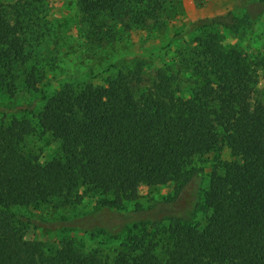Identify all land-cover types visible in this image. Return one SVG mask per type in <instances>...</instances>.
I'll return each instance as SVG.
<instances>
[{
	"label": "trees",
	"instance_id": "obj_1",
	"mask_svg": "<svg viewBox=\"0 0 264 264\" xmlns=\"http://www.w3.org/2000/svg\"><path fill=\"white\" fill-rule=\"evenodd\" d=\"M41 2L0 7L1 91L13 94L21 77L34 86L33 48L51 29L33 22ZM75 2L78 28L96 46L133 28L152 31L162 11L161 0ZM217 18L200 19L194 44L157 68L149 85L141 84L139 63L104 85L66 82L45 96L37 123L59 141L46 161L21 148L36 131L30 118L0 122V264H264V102H250L264 78V54L223 43ZM223 145L233 159L215 156L200 200L189 213L175 208L202 172L194 160ZM170 182V195L147 208L139 202V184ZM86 197L96 199L90 214L102 221L80 215L63 229L98 230L116 242L114 256L84 250L73 236L54 252L24 238L14 208L69 209ZM196 212L205 214L203 224L192 220Z\"/></svg>",
	"mask_w": 264,
	"mask_h": 264
},
{
	"label": "rangeland",
	"instance_id": "obj_2",
	"mask_svg": "<svg viewBox=\"0 0 264 264\" xmlns=\"http://www.w3.org/2000/svg\"><path fill=\"white\" fill-rule=\"evenodd\" d=\"M18 0H0V7L10 8ZM162 11L155 29L133 28L125 32L110 45H89L82 36L78 21L80 11L75 0H42L39 10L32 14L35 25L51 27L50 34L33 48L32 63H36L34 86L28 87L27 79L17 80L13 94L0 90V122H9L13 116L30 118L36 131L27 135L21 148L40 161H46L59 151V141L42 131L37 123V115L42 108L45 96H50L60 85L70 82L80 85L92 82L96 86L106 83L118 71H127L142 64L143 81L149 85L157 68L178 59V52L194 44L201 31L200 19L216 17L212 23L222 34L225 44L238 43L247 52L264 54V0H161ZM12 9V8H11ZM16 10H12V15ZM29 18V16H28ZM46 24V25H45ZM236 24L238 25L236 27ZM263 74V73H261ZM264 102V78H260L250 102ZM16 106L25 107L13 111ZM7 109V113L4 109ZM215 156L222 160H232L229 149L210 150L194 160V166L201 168L194 180L184 189L175 208L186 209L200 200L203 189L208 185ZM174 182L162 186L139 184V202L144 208L155 204L173 192ZM132 203L127 206L131 207ZM96 199L86 197L82 204L69 209H54L45 204L14 208L22 222L26 240L42 242L44 249L54 252L65 236H73L84 250L98 249L102 254L114 256L116 242L95 231L65 230L64 224L70 219L85 215L90 223H100L103 215L94 212ZM195 223L203 224L205 214L196 212L192 217ZM92 230V229H91Z\"/></svg>",
	"mask_w": 264,
	"mask_h": 264
}]
</instances>
